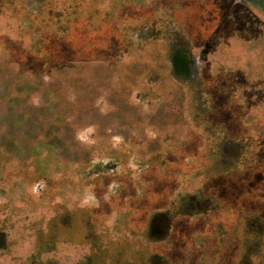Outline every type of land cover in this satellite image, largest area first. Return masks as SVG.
<instances>
[{
	"label": "rangeland",
	"instance_id": "1",
	"mask_svg": "<svg viewBox=\"0 0 264 264\" xmlns=\"http://www.w3.org/2000/svg\"><path fill=\"white\" fill-rule=\"evenodd\" d=\"M0 264H264V0H0Z\"/></svg>",
	"mask_w": 264,
	"mask_h": 264
},
{
	"label": "flooded vegetation",
	"instance_id": "2",
	"mask_svg": "<svg viewBox=\"0 0 264 264\" xmlns=\"http://www.w3.org/2000/svg\"><path fill=\"white\" fill-rule=\"evenodd\" d=\"M176 54H177V53H176ZM177 55H178L177 57H181V55H183V53H182V54H181V53H178ZM179 59H180V58H179ZM179 59H178V60H179ZM183 60H186V61H188V62H191V63H192V60H191L190 53H189V59H187V58H186V59H184V58H183ZM67 227H68V226H67Z\"/></svg>",
	"mask_w": 264,
	"mask_h": 264
}]
</instances>
